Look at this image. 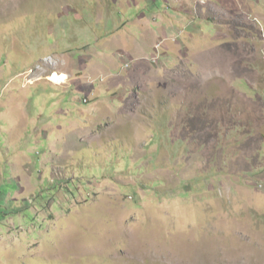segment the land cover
Wrapping results in <instances>:
<instances>
[{
    "label": "rangeland",
    "instance_id": "obj_1",
    "mask_svg": "<svg viewBox=\"0 0 264 264\" xmlns=\"http://www.w3.org/2000/svg\"><path fill=\"white\" fill-rule=\"evenodd\" d=\"M214 2L0 0V264H264V0ZM149 13L190 34L94 100L76 62Z\"/></svg>",
    "mask_w": 264,
    "mask_h": 264
},
{
    "label": "crops",
    "instance_id": "obj_2",
    "mask_svg": "<svg viewBox=\"0 0 264 264\" xmlns=\"http://www.w3.org/2000/svg\"><path fill=\"white\" fill-rule=\"evenodd\" d=\"M177 1H181L182 3L184 2V0ZM191 1L192 0H190V2ZM223 1H227L228 5H231L229 3L231 2L234 4V6L237 7L239 6L240 2V0H237V2L236 0ZM178 5L181 6L180 3L176 4V6ZM186 6L187 8L184 11L181 9H176V11L178 14L180 13L182 15V19L184 20L181 21H183V23L192 24V21L189 18L191 5ZM185 11L188 12L185 13ZM206 11L207 14H210L208 18L214 19L215 15L218 19L221 15L226 18H233V16H231L232 11L230 10V8H221L216 2H214V0H209ZM217 13H220V16ZM179 22L180 20L178 19L177 15L175 17L168 16L167 18H162L155 14L149 13L145 16H138L132 22L128 23L136 26V35H132L126 30V32L119 33L121 28H118V33L116 31H113V34L111 32V34L107 36H97L95 38L96 45L100 43L99 46L103 48L102 51L99 53L100 55H97L96 53L89 55L87 52L84 51L85 54L83 58H81L80 61L76 62V67L74 66L77 73L73 81H77L80 86L86 83L84 81L89 80V83L91 82V84H88V88H86L84 92L87 95H91V93L97 91L98 94L96 95V97H94V100L97 101L102 99L100 96L102 94L99 93V88H96L97 84L99 85L101 90H104L106 92V89L107 91H112L114 89L116 92L115 95H118L121 88L120 85H123L120 80L124 78V73L121 76L119 74L125 71V69H127L126 72L131 69L132 78L140 77V69H138L137 65L140 62H143L145 64L148 63L146 66H149V59L155 56V46L158 44L159 41L165 42L161 50V52L165 54H163V56H160L163 58V62L160 61V63L164 64L167 61L169 62L176 49H178V47L180 48L181 46V42L178 41V38L182 35L190 34V32H188L187 30L188 27L178 25ZM208 23L211 24L212 22L210 21ZM126 24L127 23L124 22L120 27H126ZM192 33L193 31H191V34ZM98 38L101 39L97 41ZM174 38H176L177 40H175ZM64 65L65 68L59 71L58 74H64L70 79L74 69L70 67L69 63L66 64L65 62ZM125 66L128 67L125 68ZM100 77L103 78L100 80ZM116 77H119L121 79H119V84L117 86L112 87V83L114 81L111 82V80ZM103 79H105V81L101 82ZM261 85L264 87V83H262ZM105 95L108 99L114 97L111 96V93ZM262 98L264 100V90L262 93ZM101 105L103 106L102 103Z\"/></svg>",
    "mask_w": 264,
    "mask_h": 264
},
{
    "label": "bare ground",
    "instance_id": "obj_3",
    "mask_svg": "<svg viewBox=\"0 0 264 264\" xmlns=\"http://www.w3.org/2000/svg\"><path fill=\"white\" fill-rule=\"evenodd\" d=\"M49 80L55 84H62L66 82L67 76L64 74L53 73L49 76Z\"/></svg>",
    "mask_w": 264,
    "mask_h": 264
},
{
    "label": "built area",
    "instance_id": "obj_4",
    "mask_svg": "<svg viewBox=\"0 0 264 264\" xmlns=\"http://www.w3.org/2000/svg\"><path fill=\"white\" fill-rule=\"evenodd\" d=\"M159 47H160V44H157L155 46V49H158ZM153 57H155V60H159V57L158 56H153ZM83 102L86 103V100H84Z\"/></svg>",
    "mask_w": 264,
    "mask_h": 264
}]
</instances>
